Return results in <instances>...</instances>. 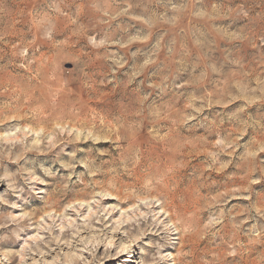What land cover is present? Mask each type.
<instances>
[{
    "label": "rangeland",
    "instance_id": "obj_1",
    "mask_svg": "<svg viewBox=\"0 0 264 264\" xmlns=\"http://www.w3.org/2000/svg\"><path fill=\"white\" fill-rule=\"evenodd\" d=\"M0 264H264V0H0Z\"/></svg>",
    "mask_w": 264,
    "mask_h": 264
}]
</instances>
